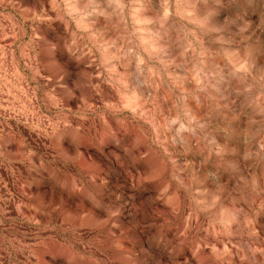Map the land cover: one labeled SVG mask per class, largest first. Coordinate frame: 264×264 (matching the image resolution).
<instances>
[{
    "label": "rangeland",
    "instance_id": "rangeland-1",
    "mask_svg": "<svg viewBox=\"0 0 264 264\" xmlns=\"http://www.w3.org/2000/svg\"><path fill=\"white\" fill-rule=\"evenodd\" d=\"M0 264H264V0H0Z\"/></svg>",
    "mask_w": 264,
    "mask_h": 264
}]
</instances>
